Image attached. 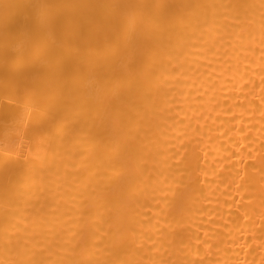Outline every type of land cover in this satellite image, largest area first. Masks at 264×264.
Wrapping results in <instances>:
<instances>
[{
	"label": "bare ground",
	"instance_id": "6f19581e",
	"mask_svg": "<svg viewBox=\"0 0 264 264\" xmlns=\"http://www.w3.org/2000/svg\"><path fill=\"white\" fill-rule=\"evenodd\" d=\"M0 264H264V0H0Z\"/></svg>",
	"mask_w": 264,
	"mask_h": 264
}]
</instances>
